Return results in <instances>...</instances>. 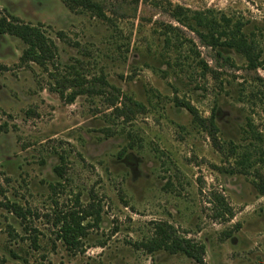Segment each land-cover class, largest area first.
Instances as JSON below:
<instances>
[{"label": "rangeland", "instance_id": "374dc122", "mask_svg": "<svg viewBox=\"0 0 264 264\" xmlns=\"http://www.w3.org/2000/svg\"><path fill=\"white\" fill-rule=\"evenodd\" d=\"M90 1L0 0L58 48L0 34V264H199L143 246L164 223L264 264V0Z\"/></svg>", "mask_w": 264, "mask_h": 264}, {"label": "trees", "instance_id": "16d2710c", "mask_svg": "<svg viewBox=\"0 0 264 264\" xmlns=\"http://www.w3.org/2000/svg\"><path fill=\"white\" fill-rule=\"evenodd\" d=\"M67 7L71 10L77 8H94L96 5L90 0H63ZM0 34H9L21 39L26 44V49L23 51L21 61L24 63L35 62L40 66H47V64L55 65L58 58V48L56 43L49 38L42 30V25H33L29 22L21 20L19 17L7 14L0 16ZM228 45L235 47L237 51L242 53L248 61L256 65L258 57L253 54V48L248 47L245 40L238 39V37H229ZM0 70H7V66L0 62ZM71 80H60L58 83L62 90L59 91L61 97H64L65 90L72 88L75 84H70ZM81 86L82 84H77ZM85 90L80 89L79 91H73L70 94V100L74 101L75 98L83 93ZM192 112V108L188 107ZM59 168L56 169V172ZM78 227V226H77ZM74 233H83L80 228H74ZM80 232H79V231ZM143 246L150 252L157 249H165L173 253L183 252L185 255L193 258L199 264L204 263L205 246L203 244H191L189 241L181 242L174 233V228L168 224H159L157 227V238L152 240L150 243L143 244Z\"/></svg>", "mask_w": 264, "mask_h": 264}]
</instances>
